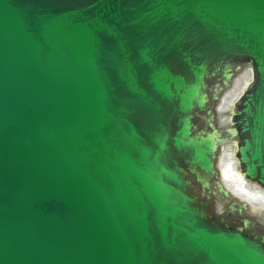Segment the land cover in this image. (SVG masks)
I'll return each mask as SVG.
<instances>
[{
    "label": "water",
    "instance_id": "water-1",
    "mask_svg": "<svg viewBox=\"0 0 264 264\" xmlns=\"http://www.w3.org/2000/svg\"><path fill=\"white\" fill-rule=\"evenodd\" d=\"M0 264H264V0H0Z\"/></svg>",
    "mask_w": 264,
    "mask_h": 264
},
{
    "label": "bare ground",
    "instance_id": "bare-ground-1",
    "mask_svg": "<svg viewBox=\"0 0 264 264\" xmlns=\"http://www.w3.org/2000/svg\"><path fill=\"white\" fill-rule=\"evenodd\" d=\"M242 69V68H240ZM245 69H242L241 71L238 72V75H236V80L237 82H239L241 84V87L238 89L240 90L238 92V94L236 95V97H231V93H233V89L226 91L227 93H225V95L222 98V102L226 101L227 97H231L232 100H235L237 98H239L238 96H241L246 89L249 87V85L251 84V78L252 76L250 75L249 72H245ZM235 80V81H236ZM235 103H232V105H234ZM229 109V108H228ZM219 113H221L220 110H218ZM222 120L219 121V123L217 125H221ZM200 126L203 128H206V118H201L199 120ZM226 123H222V125L224 126ZM233 150L234 147L231 144L230 146H227V148L225 149H221V152L218 154L217 156V168H218V172L219 174H221V182L223 183L224 187L229 190L232 194H235L239 197H241V200H244L246 202L252 203L257 199L252 198L248 193H245L243 191V188L241 186H238L235 184V182L232 181L231 179V173H232V169L230 167V160L229 157L233 155ZM234 161V160H233ZM250 193V192H249ZM259 202V201H256Z\"/></svg>",
    "mask_w": 264,
    "mask_h": 264
}]
</instances>
